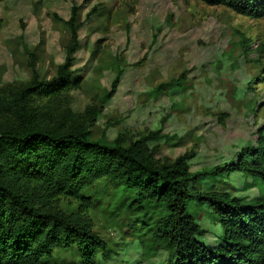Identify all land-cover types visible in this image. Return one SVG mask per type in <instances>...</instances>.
I'll list each match as a JSON object with an SVG mask.
<instances>
[{
	"label": "rangeland",
	"instance_id": "obj_1",
	"mask_svg": "<svg viewBox=\"0 0 264 264\" xmlns=\"http://www.w3.org/2000/svg\"><path fill=\"white\" fill-rule=\"evenodd\" d=\"M75 1L79 45L72 70L80 84L58 97L31 96L34 123L78 125L92 140L123 144L161 128L170 139L148 144L154 160L167 163L194 150L190 172L237 162L241 148L264 140V16L202 0ZM70 8V0H0V95L12 97L30 82L28 49L36 54L39 79L55 76L70 37L57 17L67 20ZM119 69L116 92L105 100ZM169 81L176 83L157 89ZM14 122L0 111L2 127ZM210 186L244 203L264 198V183L242 171L202 176L188 188ZM90 195V203L60 196L52 206L86 215L107 243L110 253L98 251L92 264L166 263V251L126 229L129 193L99 182ZM189 211L206 230L197 237L218 246L222 228L210 206L193 200ZM41 264L85 263L71 247L54 249Z\"/></svg>",
	"mask_w": 264,
	"mask_h": 264
},
{
	"label": "trees",
	"instance_id": "obj_2",
	"mask_svg": "<svg viewBox=\"0 0 264 264\" xmlns=\"http://www.w3.org/2000/svg\"><path fill=\"white\" fill-rule=\"evenodd\" d=\"M70 1L69 18L57 17L70 37L55 76L41 81L36 54L28 49L30 82L12 97L0 95V111L15 121L8 128L0 123V264H41L56 248L76 247L85 264H92L98 251L108 255L110 248L91 229L86 215L73 216L52 206L60 196L90 203V191L99 182L129 193L122 214L126 229L155 251H166L165 264H264V198L244 203L242 197L212 186L200 191L188 188L202 176L234 171L264 183V140L241 148L237 162L190 172L194 150L171 162L154 160L148 144L170 139L161 128L123 144L92 140L78 125L34 123L28 108L31 96L58 97L80 84L72 70L79 45L78 5ZM202 1L251 18L264 16V0ZM121 75L119 69L105 100L115 94ZM175 83H160L157 89ZM193 200L214 211L222 228L218 246L197 237L206 230L189 211Z\"/></svg>",
	"mask_w": 264,
	"mask_h": 264
}]
</instances>
